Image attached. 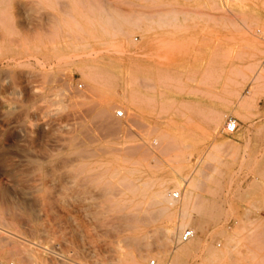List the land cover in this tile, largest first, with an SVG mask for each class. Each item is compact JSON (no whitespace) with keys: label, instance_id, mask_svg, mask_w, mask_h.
Segmentation results:
<instances>
[{"label":"rangeland","instance_id":"rangeland-1","mask_svg":"<svg viewBox=\"0 0 264 264\" xmlns=\"http://www.w3.org/2000/svg\"><path fill=\"white\" fill-rule=\"evenodd\" d=\"M263 59L264 0H0V264H131L128 251L140 264H199L201 251L174 257L185 226L166 243L163 219L148 216L153 180H178L167 194L179 191L169 205L180 207L190 174L197 244L235 233L207 264H264ZM241 96L255 103L246 117ZM230 115L238 128L226 133ZM126 166L149 191L120 213L124 185L106 189L100 175ZM127 210L143 215L138 228Z\"/></svg>","mask_w":264,"mask_h":264},{"label":"bare ground","instance_id":"bare-ground-1","mask_svg":"<svg viewBox=\"0 0 264 264\" xmlns=\"http://www.w3.org/2000/svg\"><path fill=\"white\" fill-rule=\"evenodd\" d=\"M254 64H255L254 61L249 62L246 67H244L243 69L239 70L236 73V75L233 77V82H234L233 84L234 85L231 86V87H232L234 93H239V88H240L241 84L243 83V81L250 77L249 76V72L253 71L252 69H253V65ZM256 74L258 75V78L254 80V76H253L250 80H251V82L253 81V86L252 87L255 90H258V89L263 87V84L261 82L260 74L259 73H255V76H256ZM106 76H108L109 79L113 78V73H112L111 69L107 72ZM114 77H115V75H114ZM92 78L93 79H97L95 76H92ZM137 79H139L138 76L134 75V80H137ZM136 93H138V92L136 91ZM145 96L148 97V98L150 97V95H148V94L145 95ZM237 104H238V108L240 110H242V113L244 114L245 117L248 116L250 109L252 107H255V103H253L251 101V99H245V98L243 99L242 96L239 97V99L237 101ZM101 114H102V117L103 116H107V114H108L107 113V109L103 108V110L101 111ZM221 118H222V111L219 110V109H215L209 114L208 120L210 121V124L215 127V126L218 125V123H219ZM170 148H172V147H170ZM213 148L215 149L216 146H214ZM211 153L212 152L208 153V156L209 155L211 156L212 155ZM123 158H124V156H123ZM215 158H218V157H215ZM141 159H143V158H141ZM124 161H127V159H125ZM183 161L182 162H178V163H180V168H182L184 170V168L188 164H186ZM133 162L135 163V161H132L131 163H133ZM83 165H82V167H83ZM126 167L127 168L125 169V173L121 170V167L120 168H116L115 167V171L106 170L100 175V177L102 178V180H100V181H101V183H103L105 185L104 187H106V189L111 188L112 186H114L113 184H115V183H113V179L112 178H115V181H118V182L120 181V184L121 185L123 184L124 187H125V191H123L122 193L127 194V196H122V195L117 196L118 193H116V192H115V195H114L115 196V201L112 202V204L115 203V210H117V212H119L118 210H120V213H121V211L124 210V208H126L128 206L130 208H135V209L138 210L139 207H141V206H139L141 204V202L142 203L144 202L143 198L146 196L147 192L150 190L149 192L151 193V195H150L151 203L153 205L152 211L154 213L153 214L150 213V214H148V216L151 217L150 220L152 222H153V220L155 221V219H152L153 216H157V218L161 217L163 219V227H162V233L161 234H162L163 239H164V241L166 243H169L170 241H172L175 238L176 233H177L179 228H182L183 226L186 227V225H189V226L193 227V225H194L193 216L189 212V209H190V206L192 205V200H193V198H192L193 197L192 186L194 184V177L192 176V174H190L189 177L193 178V179H192V181H190L188 189L184 192V198H187V200L184 201L183 204L180 207L179 206L178 207H173V206L169 205L170 203L172 204V202H170V200L172 198L170 197L171 198L170 200L168 198L167 186H168V181L174 180L175 183H176L175 185L178 188L179 184H180L178 180H175L173 177L157 178V179L153 180L151 186L149 187V190H146L142 185L143 184H148V181H150L148 177L144 178L143 181L140 182V183L137 182L132 177L133 175H135L137 173H141L142 169L140 167H137V166H126ZM115 187H117V186H115ZM114 190L116 191V189H114ZM119 190H122V189H118V191ZM147 203H148V201H147ZM121 206H123V207L121 208ZM144 209H145V207H144ZM198 209H196V210H198ZM137 210H136V212H134V211L131 212L130 211V213L127 210L128 213H126V214H124L125 212L122 213V215L124 214L123 216L125 217L127 222L134 228H138L140 226V224L143 222L142 221L143 215L140 216V213L137 212ZM204 210L205 209H202L200 211L201 215H200V217L198 219L200 221L199 225H201L203 223H207L205 218H203V216H202L203 213H201ZM115 213H116V211H115ZM117 214H119V213H116V215ZM148 218L146 220H149ZM143 219H144V217H143ZM147 223H148V221H147ZM147 223H144V225H146ZM215 234H217V233H212L211 235L214 236ZM138 237H139L138 235H134L133 236L134 243L138 239ZM234 237H235V233L224 235L225 245L223 247L219 248V247H216L215 245H213L211 242H207V243L205 242L204 244H201V245L197 244V239H196V237L194 235L188 241L183 242L184 243L183 245L176 246L174 248V250H173L174 257L177 260H185L188 256H190L194 252L201 251L202 252V256H203V261L200 262L199 264H207L208 262H211L213 260H222V259H224L227 256V253H228V250H229L228 247H227L228 242L230 240L234 239ZM140 247H141V245L138 243L136 245V249L139 252L141 250ZM139 254H141V252ZM123 255H124V260L126 262H129L131 264H140L139 257H137L136 256L137 254L135 255L134 252L128 251V252H125Z\"/></svg>","mask_w":264,"mask_h":264},{"label":"built area","instance_id":"built-area-1","mask_svg":"<svg viewBox=\"0 0 264 264\" xmlns=\"http://www.w3.org/2000/svg\"><path fill=\"white\" fill-rule=\"evenodd\" d=\"M263 65H264V59H263ZM82 84L79 83L78 86H81ZM116 114L117 115H123V110L118 108L116 109ZM238 128V119L234 116H228L226 118L225 121V125H224V130L226 133H232L234 132L236 129ZM170 197L174 200L178 199L180 197L179 191L177 190H173L170 193ZM196 231L193 227L191 226H187L185 228H183L179 234H178V241L179 242H186L188 241L190 238H192L195 235ZM9 264H12V262H10ZM148 264H181L176 262L175 260L171 259V258H165L163 261H159L157 258L155 257H151L148 260Z\"/></svg>","mask_w":264,"mask_h":264}]
</instances>
